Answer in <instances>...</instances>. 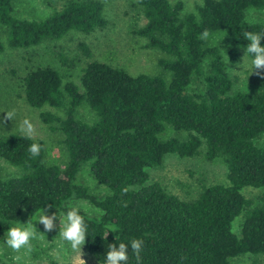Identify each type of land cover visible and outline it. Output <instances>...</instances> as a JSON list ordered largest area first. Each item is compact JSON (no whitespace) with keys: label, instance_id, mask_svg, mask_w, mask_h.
<instances>
[{"label":"trees","instance_id":"16d2710c","mask_svg":"<svg viewBox=\"0 0 264 264\" xmlns=\"http://www.w3.org/2000/svg\"><path fill=\"white\" fill-rule=\"evenodd\" d=\"M200 1L185 12L180 0H136L145 23L133 32L154 53L149 72L133 76L91 60L89 47L79 43V55L59 57L71 70L85 59L80 86L49 65H33L21 77L25 103L53 111L39 118L60 135L66 160L62 166L50 162L43 141L0 136V159L20 172L0 175V239L6 223L24 215L32 222L41 209L64 216L69 201L84 200L101 212L91 217L80 210L89 226L84 247L97 264L109 245L121 242L129 245V264H136L133 238L145 242L143 264H233L248 254L262 256L264 264V197L254 204L242 194L243 188H264V147L255 143L264 135V91H233L223 60L234 62L233 48L200 39L205 30H225L244 49L243 32L264 33V23L246 19L250 10L264 11V0ZM106 24L101 0H63L32 20L15 15L13 0H0V55L5 48L56 43L73 32L89 35ZM194 78L199 88L188 92ZM83 106L94 114L92 123L78 117ZM167 127L187 138L161 140ZM32 143L41 145L38 157L28 152ZM202 145L207 161L223 162L227 185L203 186L195 199L182 201L158 183L147 184L146 170L161 166L166 155L193 158ZM84 170L107 189L104 198L75 184ZM239 216L237 235L233 222Z\"/></svg>","mask_w":264,"mask_h":264},{"label":"rangeland","instance_id":"374dc122","mask_svg":"<svg viewBox=\"0 0 264 264\" xmlns=\"http://www.w3.org/2000/svg\"><path fill=\"white\" fill-rule=\"evenodd\" d=\"M104 4V17L106 26L89 35L70 33L59 42L41 44L27 50H11L5 48L0 55V136L8 133H18L21 122L27 118L35 126L36 134L33 140H40L46 144L47 159L63 165L66 160L65 151L60 144L61 137L56 132H51L41 121L39 115L42 111H52L48 108H30L23 99L19 83L21 77L36 64L49 65L56 68L64 77L80 86L79 77L84 66L85 59L75 69L63 67L59 55H63L67 61L80 53L77 50L79 43H85L92 54V59L113 67L123 68L129 74L135 76L140 73L149 72L154 68V53L144 49V40L134 34V30L143 26L145 20L141 10L136 7V0H101ZM176 1V0H170ZM184 4L185 12H191L200 0H180ZM63 0H13L14 13L18 18L32 20L41 19L49 15L54 9H58ZM248 22L264 23V11L250 10L246 17ZM2 36V28H0ZM219 44L229 45L234 51V62H230L224 55L227 72L234 80L233 91L255 94L264 91V71L256 70L251 64L252 58L245 56L243 49L235 45L229 31L211 33L207 46ZM243 65V66H242ZM231 70V71H230ZM235 71V72H232ZM259 73V74H258ZM199 81L193 79L188 92L196 91ZM15 112L12 120H5L6 112ZM53 112V111H52ZM78 117L88 123L95 119L94 114L83 106L78 110ZM187 138L186 132H175L167 127L160 135L161 140ZM259 147H264V135L256 142ZM204 145L201 146L199 154L193 158H180L177 155H166L161 166L147 169V184L158 183L168 193L176 196L182 201H190L197 197L203 186L216 184L227 185L226 169L221 160L207 161L203 157ZM19 170L11 167L7 162L0 159V175L4 178L19 175ZM83 185L88 192L102 199L107 194V189L100 185L90 174L84 170L79 174L75 182ZM242 194L245 199L258 203L264 197V188H243ZM69 207H77L88 216L101 215L100 210L92 207L87 201L72 200L67 203ZM57 215L54 228L51 232H45L43 225L39 224L36 216L31 224L38 233V238L33 241L34 250L30 254L13 253L4 243V237L0 239V264H79L77 254L73 253L70 246L59 239L60 217L63 215L58 211H45L46 215ZM39 215V214H38ZM242 216L233 222V232L239 234ZM28 223L27 216H23L19 223H6L7 229L12 226H25ZM82 259L85 264H97L86 252L83 245L81 249ZM18 257V259H17ZM233 264H263L262 256L245 255L232 259Z\"/></svg>","mask_w":264,"mask_h":264},{"label":"clouds","instance_id":"9594fccd","mask_svg":"<svg viewBox=\"0 0 264 264\" xmlns=\"http://www.w3.org/2000/svg\"><path fill=\"white\" fill-rule=\"evenodd\" d=\"M210 35V32L205 30L201 34L200 39L207 41L209 40ZM242 36L248 42L243 49L245 52L243 61L245 57L251 56L253 57L251 64L254 71H264V46H261V41L264 40V33L245 31L242 33ZM14 115V111L6 112L5 120H12ZM19 131L28 139H32L36 134L34 124L27 118L21 122ZM28 152L31 157H38L41 152V145L38 143H32L28 148ZM122 191L126 194L128 189L124 188ZM124 206L126 207L127 204L125 203ZM59 219V239L70 246L73 253L77 254L79 264H85V261L81 258L83 255L81 249L85 244L89 226L85 222L84 217L80 214V209L72 207L67 211L63 218H61L59 214ZM55 220H57V215L55 213L49 216L45 214L44 209H41L36 222L43 225L45 232H51L54 228ZM23 225L25 226L9 227L3 243L13 253H21L23 251L24 254H30L34 250L33 241L38 238V234H43L38 233L33 224L29 221L27 224ZM144 246L145 242L143 239L133 238L130 241L131 253L135 257L136 264H143L141 253L144 250ZM103 264H129V245L123 242L119 243L118 247L116 244L109 245Z\"/></svg>","mask_w":264,"mask_h":264}]
</instances>
